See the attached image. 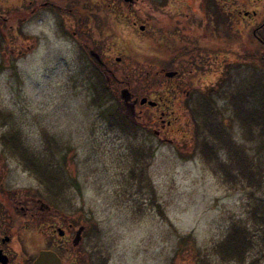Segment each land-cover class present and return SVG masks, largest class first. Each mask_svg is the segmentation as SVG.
Returning <instances> with one entry per match:
<instances>
[{
  "label": "rangeland",
  "instance_id": "obj_1",
  "mask_svg": "<svg viewBox=\"0 0 264 264\" xmlns=\"http://www.w3.org/2000/svg\"><path fill=\"white\" fill-rule=\"evenodd\" d=\"M28 1L0 0V36H6L0 47V154L10 150L2 136L12 130L29 152L61 167L63 189L49 196L63 200L59 202L67 216L75 215L88 223L87 234L94 238L88 245L97 247L98 255L109 258L110 264H246L256 259L258 264H264V250L259 245L263 233L251 220L252 203L264 198V137L259 138L256 127L249 137L228 98H217V106L223 110V126L244 154L243 165L262 167L260 188L250 186L233 169L231 176L238 174L239 179L232 182L215 170L217 162L209 163L203 157V143L215 145L217 161L233 163L234 158L206 130H198L191 112L197 108L195 97L199 91L220 89L223 77L219 79L216 70L220 59L212 56V50L221 49L224 40L226 47L235 48L240 39H245L246 28L242 29L243 35L239 34L240 27L230 22L229 15L239 9L263 11L264 0H207L203 6L208 8L202 9H197L201 0L72 1L76 7L81 6L83 14L82 18L77 16L74 28L82 29L80 37L92 45L99 60L105 54L113 61L116 72L125 66L123 56L128 53L138 60L152 57L161 66L157 61L173 53V5L183 3L184 11L191 10L187 7L191 6L192 27L184 18L183 24L195 37L200 38L201 31H205L207 49L199 54L207 67L190 72L191 58L187 60V55L179 60L185 66V74L180 73L179 79L175 77L166 84L155 79V71L147 70L144 84L136 86L138 93L144 92L150 98L167 91L164 94L171 98L173 126L184 129L173 134V143L139 126L110 127L103 111L122 103L120 94L124 89L131 91L129 83L116 85L115 79H110L113 98L95 100L93 84L100 77L89 56L79 57L77 43L68 33L57 35L52 15H45L37 25L36 20L28 21ZM24 17L27 23L21 27ZM134 21L138 24L134 25ZM141 24L145 30L139 28ZM14 44L15 53L11 52ZM29 44L32 49H27ZM240 49L243 55L255 53L248 47L245 52ZM20 50L25 54H17ZM117 57L121 58L119 63ZM239 60L227 55L222 63L231 70L246 66L240 81L253 83L260 77L264 83V61L254 58L239 64ZM183 78L187 81L185 93L179 96V103L174 102L170 87ZM237 89L235 84L223 93L229 96ZM253 99H247L245 105L256 106ZM182 100L186 102L180 106ZM3 165L8 167L15 187L30 183L36 192L46 191L35 174L28 179L19 157L6 152ZM4 166L0 164V190ZM73 179L79 187L72 183ZM237 222L247 225L258 240L246 253L244 263L227 259L220 251L221 243Z\"/></svg>",
  "mask_w": 264,
  "mask_h": 264
},
{
  "label": "flooded vegetation",
  "instance_id": "obj_2",
  "mask_svg": "<svg viewBox=\"0 0 264 264\" xmlns=\"http://www.w3.org/2000/svg\"><path fill=\"white\" fill-rule=\"evenodd\" d=\"M72 1L75 2V0H29L28 3L31 4L29 7L31 13L28 15L29 17L27 16L28 18L24 17V19L20 21L19 26L22 27L27 23L25 20L26 18L28 21L36 20L37 25L42 22L45 15H52L56 24L57 35L62 36V34L67 33L71 35L77 43L79 57L82 59L85 58V56H89L88 58L91 60L90 63H93L92 66H94L93 70L99 69L104 80L107 81L109 93L102 96L105 98L104 100H110L112 82H114V79L116 85L127 81L132 91H130L129 105L127 106L125 104L123 98H121V100L125 107V113L128 115V111H131L132 116H128L136 124L135 127H141L146 133H148L147 130H149V132L152 131L160 140L173 143V134L177 132L180 133L181 131L184 132V129L173 126V109L171 113L169 112L171 108L169 104L171 98L164 94L167 93V91L164 93H161L162 91L160 93L154 91L158 94L155 95V98L143 95L144 92L138 93L139 90L137 91L136 86L137 84H144L142 76L146 73L149 74V71L139 76H132L129 75L128 63H126L127 66L124 64L125 66L123 69L117 70L116 72L113 61L106 57L105 54L104 58L99 60L98 55L93 54L94 49H92V45L85 41L83 42V39L80 37L79 33L82 32V29L74 28L76 26L73 24L75 20H78L77 16H80L79 12L81 11V6L78 5L76 7L72 4ZM204 1L206 3L207 0H201L200 3L202 4L199 5L197 9H202L204 7L208 8L205 5L203 6ZM69 2H71V4ZM183 6V3H176L173 5L172 9L175 23L173 26L172 40L173 69L159 67L155 72L153 71L155 73V79H161L164 83L171 82L175 77L179 79L180 73L183 75L185 74V66L182 67L179 64L180 59L178 58L180 52V54H183V48H186L184 57L186 58L188 55L189 57L186 59L188 60L191 58V63H189L191 68L190 72L196 73L201 70V68L207 67V64L203 62L204 59L201 58L199 54V51L207 49L204 47L207 35L205 31H201L200 38L195 37L191 29L188 27L185 28L183 18L186 19L185 21L190 22L191 27L194 20L191 13L193 11L191 6L187 7L192 11L189 9L184 11L185 7ZM262 9L263 11L261 10L259 12L256 10L251 12L247 9H239L236 14L229 15L230 22H234L235 25L240 27L239 34L243 35L244 32H242V29L246 28L245 39H240L238 41V45H236L238 48L226 47V41L224 40L220 43L221 49L218 47V49L212 50V56L216 55L218 59H220L219 66L216 70L220 73L219 79H221V77H223V79L219 83L220 89H211L208 93L199 91L197 94L200 96L196 95L195 97L198 101L201 100L202 102L204 99L205 101L202 102L203 104L213 106L214 108H220L217 106V98H228V96H221V93L225 89L233 87L235 84L238 88L236 91L246 90L247 92L248 90L256 88V80H254L253 83L240 81L242 74L247 71L246 66L235 68L234 70L236 71L231 74L234 70L229 69V67L225 68L222 62L227 55H234L235 58H239V64L243 61L254 60V58L260 60L262 57L264 59V8ZM183 12H185V15H183ZM190 16H192V19H189ZM137 24L138 22L134 21V25ZM62 30L63 32H61ZM194 32H196V30H194ZM185 41L188 42V44H185ZM243 41H245L244 44H240ZM15 46L14 44L13 48L11 47V52L13 53L16 51ZM246 47L250 48L252 50L251 52L255 51V53H251L252 55L245 53L243 55L240 48L245 52ZM27 49H32V45L29 44ZM17 54H25V51L20 50ZM93 55H95V57ZM186 59L185 64H187ZM116 62L119 63L120 61L116 59ZM168 72H176V74L174 76H169ZM232 75H234L233 79H231ZM121 76L124 77V81L121 80ZM110 79H113L112 82ZM186 82L185 78L182 79V82H172L173 85L170 87L169 91L172 96L174 95V102L175 100H179V96L182 93H185ZM203 94H206L207 97H203ZM146 98L147 101L141 103V100ZM249 98H252V96H246L245 103ZM227 100L231 102L229 98ZM198 101L195 102L196 105ZM150 102H154L155 104ZM185 102V100H182L180 106L185 104ZM145 112L147 113L144 114ZM175 119H177V117H174V121ZM6 152H9L15 157L11 150H4V155ZM4 155L2 156V154H0L1 166H4ZM20 164L21 169H24L23 172L27 174L28 179H31V177L34 176L32 170L24 165V162L20 161ZM2 176L3 190H0V264H34L42 251L55 252L60 258L61 264H110L109 258L103 259L98 255L97 247L88 245L89 241L94 239L93 236L91 237L87 234L89 231L88 223L79 220L75 215L67 216L59 202L61 201V203H63L62 199L49 196V193H52L48 191L47 187L44 193L36 192L30 183L25 186H19V188L15 187L14 185L17 184L11 181L12 178L7 166L3 167ZM253 261L255 262V260H252L246 264H253ZM244 262L245 261L239 263ZM256 264H258V261Z\"/></svg>",
  "mask_w": 264,
  "mask_h": 264
},
{
  "label": "trees",
  "instance_id": "obj_3",
  "mask_svg": "<svg viewBox=\"0 0 264 264\" xmlns=\"http://www.w3.org/2000/svg\"><path fill=\"white\" fill-rule=\"evenodd\" d=\"M168 0H161V3L167 2ZM80 17H83L81 12ZM218 14V12H217ZM220 15V14H219ZM4 37L0 36V47L4 42ZM186 48H183V54L178 55V58L184 60V56L186 54ZM261 61L264 59L261 57ZM123 60L125 63H128L129 66V75H141L145 73L147 70L155 71L159 67H164L166 69H173V53L170 55V58L162 61L161 66L155 64L156 60L154 58L144 57L141 60H138L135 55L128 53L123 56ZM150 60V61H149ZM143 62V63H142ZM147 62V63H146ZM158 63V64H159ZM157 68V69H156ZM94 72L97 76L100 77L98 82L93 84L96 95L95 100L98 98H103L106 93H109V87L107 81L104 80V77L99 69H95ZM131 76V77H132ZM143 77V76H142ZM144 77H147V74H144ZM143 77V78H144ZM203 97H207L206 94L202 95ZM221 96H227L226 93L222 92ZM246 96H252L253 102L256 103L254 106L245 105ZM113 98V96L111 95ZM228 98L231 101L232 107L234 108V113L236 118L241 122V124L247 129L249 133V137H251L253 133V128L256 127L258 129L259 138L264 137V83L260 81V77H258V82L255 89L248 90L246 93L244 90L236 91L231 93ZM205 100L203 99L202 102ZM198 101L197 108H195L192 112V115L196 119V123L198 125V130L200 132H204L205 130L210 134V136L215 140L216 144L219 147H225L229 150V154L231 158H234V162H224L217 161L216 155V147L215 145L209 144L208 141H205L202 146L201 153L203 157L209 162H217L218 168L216 166L215 170L218 172H223L227 178L232 182H236L239 177L238 174L247 180L250 186L255 185L256 188L261 187V171L262 167L258 164L257 168H252L248 165H243V161L245 163V157L241 148L236 145L234 140L231 138V135L226 131L223 123L221 121L220 115L223 114V110L219 108H214L213 106L205 105ZM117 107L115 105L108 111H103V117L106 119L107 123L110 127H120V128H129L135 127L136 124L130 119L125 113V107L122 103H117ZM200 119V121L198 120ZM126 120L127 122H124ZM20 137L17 135L15 131L4 133L2 136V141L10 147L12 152L19 157L21 162H24V165L28 166L33 174L38 178V180L45 185L49 191L53 192L56 189H63L64 181H62V177L64 176L63 170L61 167H57L54 165V162L50 160H42L40 157H37L36 154H33L28 151L27 147L23 144V142L19 139ZM65 157V156H64ZM233 160V159H231ZM237 170L238 174L236 177L231 176V170ZM258 176L260 178H258ZM73 184L79 187L78 182L73 179ZM57 190V191H58ZM252 215L251 220L253 219L254 225L258 226L262 230V236L259 239V245L261 249L264 250V198H259L252 203ZM256 234L252 232L248 228L247 225L242 224L241 222H237L233 225L230 232L223 240L220 246V251L226 256L227 259H236L238 262L245 261L246 253L253 249L258 243L255 239ZM259 259L253 261V264Z\"/></svg>",
  "mask_w": 264,
  "mask_h": 264
},
{
  "label": "water",
  "instance_id": "obj_4",
  "mask_svg": "<svg viewBox=\"0 0 264 264\" xmlns=\"http://www.w3.org/2000/svg\"><path fill=\"white\" fill-rule=\"evenodd\" d=\"M125 1L131 2L132 0H125ZM139 28L141 30H144L145 26L144 25H140ZM120 60H121V58L117 57V61H120ZM175 74H176V72H168L169 76H174ZM121 98H123L125 104L128 106L129 105V100H130V91H129V89L122 90ZM146 101H147V98L141 100V103H145ZM150 103L155 104L154 102H150ZM128 115L132 116V113H131L130 110L128 111ZM34 264H61V260L58 257V255L55 252H53V251H42Z\"/></svg>",
  "mask_w": 264,
  "mask_h": 264
}]
</instances>
